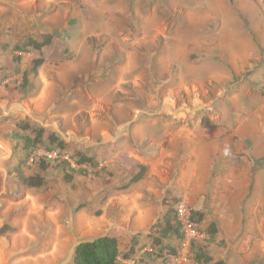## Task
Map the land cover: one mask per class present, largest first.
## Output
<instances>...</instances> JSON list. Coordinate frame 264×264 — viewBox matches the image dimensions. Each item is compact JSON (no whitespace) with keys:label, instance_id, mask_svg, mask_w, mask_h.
Instances as JSON below:
<instances>
[{"label":"rangeland","instance_id":"374dc122","mask_svg":"<svg viewBox=\"0 0 264 264\" xmlns=\"http://www.w3.org/2000/svg\"><path fill=\"white\" fill-rule=\"evenodd\" d=\"M43 35L49 47L15 51ZM20 122L66 145L31 152L39 189L17 186ZM0 142L3 264H73L103 236L122 252L135 239L140 264H194L192 242L264 264V0H0ZM77 153L98 167L67 182L57 160L77 170ZM180 205L202 221L160 256L148 231Z\"/></svg>","mask_w":264,"mask_h":264},{"label":"trees","instance_id":"16d2710c","mask_svg":"<svg viewBox=\"0 0 264 264\" xmlns=\"http://www.w3.org/2000/svg\"><path fill=\"white\" fill-rule=\"evenodd\" d=\"M52 41V35H43V38L40 41L28 40L23 43L22 46L16 47L15 51L18 53H24L27 49H32L40 52L49 47L52 44ZM17 58H19V56L15 57V59ZM42 63L43 62L40 59L34 61L33 68L31 70L34 75L37 74V70L42 66ZM17 126L21 131V135L15 134L13 139L17 142L16 148L23 152V159L19 161L14 170L16 174L17 186L20 190L42 188L45 185V180L40 174L25 176L23 172V167L26 165L31 152L41 148L47 154L55 152H59L60 154L66 150V145L55 133L48 132L46 134L44 129H34L25 122H20ZM72 158L77 170L72 168L68 161L57 160V162H59V167L64 172V178L67 182H72L73 175L85 172L83 167L91 169H96L98 167V164L92 157L84 154L77 153ZM50 161L51 160L47 157L39 158L38 167L40 172H45L49 168ZM145 174L146 168L140 166L133 175L129 186L141 182L144 179ZM125 188H127V186L121 189ZM195 216L198 217L197 220L195 219ZM190 221L193 224L200 222L202 221V216L198 213H191ZM206 234L210 239H213L217 235V227L214 223L208 227ZM147 238L151 241L152 246L157 248L160 256H162L161 253L164 252L169 256L176 255V250L173 247L164 245V241L171 238L179 241L184 239V233L180 223L177 221V217L173 209H169L162 220L155 223V225L149 229ZM136 246L137 241L133 239L130 248L126 252H122L120 250L119 242L115 237L103 236L87 242L79 243L74 250L72 262L73 264H121L122 262L140 264L141 262H134V257L137 253ZM145 254L147 256L150 255V253ZM191 254L193 256L194 264H225L222 261L214 262L213 258L204 253L203 249L197 246L194 242L191 243Z\"/></svg>","mask_w":264,"mask_h":264},{"label":"built area","instance_id":"2783aa9c","mask_svg":"<svg viewBox=\"0 0 264 264\" xmlns=\"http://www.w3.org/2000/svg\"><path fill=\"white\" fill-rule=\"evenodd\" d=\"M177 221L180 223L184 235H194V224L190 221V212L182 205L176 208Z\"/></svg>","mask_w":264,"mask_h":264},{"label":"water","instance_id":"95a60500","mask_svg":"<svg viewBox=\"0 0 264 264\" xmlns=\"http://www.w3.org/2000/svg\"><path fill=\"white\" fill-rule=\"evenodd\" d=\"M0 143H2V142H0ZM3 259H4L3 254L2 255L0 254V264H3Z\"/></svg>","mask_w":264,"mask_h":264},{"label":"bare ground","instance_id":"6f19581e","mask_svg":"<svg viewBox=\"0 0 264 264\" xmlns=\"http://www.w3.org/2000/svg\"><path fill=\"white\" fill-rule=\"evenodd\" d=\"M0 146L3 147L4 149L8 150V148L5 145H3V143H0ZM0 254L2 255L1 251H0Z\"/></svg>","mask_w":264,"mask_h":264}]
</instances>
